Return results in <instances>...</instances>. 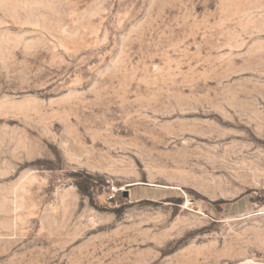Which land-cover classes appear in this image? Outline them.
Listing matches in <instances>:
<instances>
[{
  "label": "rangeland",
  "instance_id": "374dc122",
  "mask_svg": "<svg viewBox=\"0 0 264 264\" xmlns=\"http://www.w3.org/2000/svg\"><path fill=\"white\" fill-rule=\"evenodd\" d=\"M0 264H264V0H0Z\"/></svg>",
  "mask_w": 264,
  "mask_h": 264
}]
</instances>
